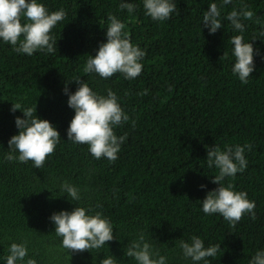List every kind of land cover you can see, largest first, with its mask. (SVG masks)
I'll return each instance as SVG.
<instances>
[{
	"label": "trees",
	"instance_id": "1",
	"mask_svg": "<svg viewBox=\"0 0 264 264\" xmlns=\"http://www.w3.org/2000/svg\"><path fill=\"white\" fill-rule=\"evenodd\" d=\"M37 2L49 13L63 9L67 15L49 33L57 41L53 53L37 50L28 56L0 40V264H6L13 243L24 244L26 259L37 264H100L110 255L117 264H137L125 249L141 234L166 264H194L179 247L192 236L205 248L220 245L214 257L205 258L207 264H250L264 251V0L223 6V0H174L177 11L165 21L147 16L143 0H124L136 5L132 14L121 10L122 0ZM212 3L220 9L222 27L210 35L203 16ZM245 6L254 16L242 21L239 32L225 17ZM109 15L146 53L135 79L84 72L88 55L95 57L107 42ZM235 35L258 53L246 84L232 72ZM77 80L101 96L111 90L129 117L113 128L117 137L126 135L115 161L96 159L88 145L68 141L75 112L64 88L74 94ZM13 104L20 111L12 113ZM26 108H36L33 115L49 121L61 139L40 169L31 161L5 159L8 141L19 134L15 119H23ZM245 144L251 145L244 151L245 170L223 184L247 193L255 202V219L245 213L232 226L219 213L202 211L200 202L219 187L211 182L219 170L208 167L207 149ZM65 182L79 190L78 201L62 190ZM78 206L107 219L114 239L82 253L63 248L50 217Z\"/></svg>",
	"mask_w": 264,
	"mask_h": 264
},
{
	"label": "clouds",
	"instance_id": "2",
	"mask_svg": "<svg viewBox=\"0 0 264 264\" xmlns=\"http://www.w3.org/2000/svg\"><path fill=\"white\" fill-rule=\"evenodd\" d=\"M231 3L232 0H223L221 6ZM143 7L146 15L154 21L168 20L170 15L177 11L174 0H143ZM120 8L132 14L136 5L122 0ZM66 15L63 9L49 13L37 0H0V40L10 44L15 52L28 56L37 50L53 53L56 51L57 41L49 33ZM220 16L218 5L210 4L209 10L203 16V26L209 30L210 35L221 29ZM253 16L254 13L246 10L245 6L239 11L233 9L225 19L231 23L234 30L243 32L242 21L251 20ZM22 17L24 23L21 22ZM108 20L110 24L106 30L107 42L99 46L95 57L88 55L84 72H94L105 79L116 73L123 74L125 79H135L142 72L143 65L139 61L146 53L134 46L127 33L122 32L125 25L117 17L109 15ZM231 44L234 46L233 55L236 58L232 72L246 84L254 71V54L258 53H254L253 44L245 43L240 35L232 36ZM222 58H227L226 52ZM76 83L79 87L74 94H69L67 86L64 88V93L69 97L68 106L75 112L67 130L68 141L88 145L89 152L96 159L104 157L110 162L115 161L126 135L117 137L113 128L128 121L129 117L122 111L116 95L111 90H108L105 97L94 93L84 81L77 80ZM19 109V104H13L10 111L15 113ZM34 111L36 113V108H26L22 112L24 118L15 119L19 134L12 136L8 141L5 159L18 160L21 163L31 161L34 168L40 169L61 139L55 127L49 121L34 116ZM245 148L250 150L251 145H237L234 149L228 147L224 151L216 146L207 149L208 167L215 166L219 170V174L211 182L219 187L208 192L202 202L198 201L205 214L219 213L232 226H235L245 213H250L251 218L255 219V202L247 199V193L233 191L231 183L227 186L223 184L226 177H234L238 172L245 170ZM200 187L203 189L206 186ZM61 188L72 200L80 199L76 187L65 182ZM50 221L55 225L56 235L62 237V247L68 249L69 253L100 249L106 242L114 239L113 227L107 219L102 218L99 212L87 215L86 209L79 206L71 212L53 213ZM179 247L184 257L191 258L194 264L202 260L207 264L205 258L214 257L220 250V245L205 248L204 242L197 236H192L190 243L181 239ZM9 253L5 257L6 264H17V261L23 264H37L33 258L26 259L28 251L24 244H11ZM125 255L134 258L137 264H166V257L160 256L158 252L154 253L142 234L138 240L128 244ZM154 256L157 258H153ZM100 264H117V260L110 255L101 260ZM250 264H264V251H257Z\"/></svg>",
	"mask_w": 264,
	"mask_h": 264
}]
</instances>
